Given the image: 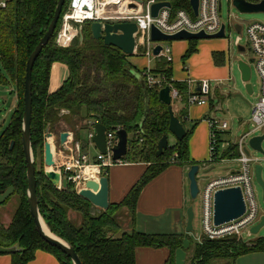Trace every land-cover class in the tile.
Wrapping results in <instances>:
<instances>
[{"label": "trees", "instance_id": "obj_1", "mask_svg": "<svg viewBox=\"0 0 264 264\" xmlns=\"http://www.w3.org/2000/svg\"><path fill=\"white\" fill-rule=\"evenodd\" d=\"M56 1L9 0L6 8L0 9V63L5 75L14 83L19 99L8 126L0 132V194L9 187L14 190L3 205L15 197L19 200L10 225L7 228L0 226V247H18L9 255L11 264H28L37 250L51 253L60 264H71L64 254L44 243L35 231L26 203V169L21 149L25 64L47 29ZM68 4L69 0H66L55 32L36 59L31 73V149L40 215L52 234L73 247L81 264H135V250L140 247L170 249L172 264L182 235H148L133 227L120 233L117 213L125 208L129 219L134 218L141 190L172 164V157L166 160L169 152L176 156L173 164H188L187 142L192 129L186 131L181 141L168 145L163 154L156 157V145L163 135H167L169 119L167 108L158 101L157 89L146 85L143 72L128 62V56L94 40L88 23L83 25L82 42L77 38L68 48L58 47L55 40ZM171 9L173 12L178 9L190 11L189 1L171 0ZM188 42V49L181 59L183 65L196 52V40ZM54 63L66 66L68 76L57 91L50 94L48 83ZM151 72L164 78L182 96L186 95L185 84L172 81L171 62L155 58ZM83 107L90 119L102 122L108 130L123 129L131 136L123 161L149 164L120 203L109 204L106 211L95 214H91V205L77 195L73 185L68 183L66 188L57 189L44 175L46 129L58 135L68 128L78 140L79 131L85 128L81 118ZM185 113H179L181 123H184L181 118ZM11 142H14L12 150L9 149ZM69 212L78 215V224L71 221ZM115 234L118 236L113 237ZM192 251L189 264H209L216 259L224 260V264H234L239 256L264 252V238L249 245L234 237L206 239L195 244Z\"/></svg>", "mask_w": 264, "mask_h": 264}, {"label": "built area", "instance_id": "obj_2", "mask_svg": "<svg viewBox=\"0 0 264 264\" xmlns=\"http://www.w3.org/2000/svg\"><path fill=\"white\" fill-rule=\"evenodd\" d=\"M8 1L0 0V9L6 8ZM140 1V3H135L126 0H69L67 10L61 18L60 30L55 44L60 48L70 47L73 41L79 38V26H83L85 23L96 21L107 23L132 22L138 28L134 54L141 49L146 56L155 59L152 56V49L156 45H160L161 51L158 57L170 62V48L167 45L150 41L149 33L152 27L166 35H173L181 31L194 34L203 32L206 35H213L219 32L223 24L220 15L221 0H197V15H194L191 9L190 11L178 9L173 12L171 8H162L158 11L156 17H151L150 8L158 1ZM244 1L258 4L264 0ZM130 3L134 4L135 8H130ZM225 31L226 26L224 29V34L226 35ZM241 31L242 28H240L239 33ZM245 33L246 49L240 46V38L236 39L234 45L236 48L242 49V53L246 50L250 53L252 63L248 64L253 67L258 78L259 91L256 101L251 106L249 119L251 129L247 127V131L235 139L234 143L229 146L232 148L227 155L229 158L223 159L218 154V136L228 130V125L224 121L208 119V163L213 164L217 161L231 160L237 164V167L225 176L209 180L203 188H198V195L201 201V236L195 239L198 244L206 239L215 241L234 237L241 240L242 232L249 227H253L259 220L256 191L253 185L254 164L257 163V159L250 156L247 140L254 136L256 132H260V134L264 132V24L251 23L246 28ZM142 74L149 88L159 91L164 87H169L172 108L183 100L187 107L209 103L211 86L207 81L200 82V90L196 93H192L190 84L186 95L182 96L180 91L167 83L164 78L155 76L151 70L147 69ZM87 125L86 136L88 141H90L93 136L90 129L92 123L87 122ZM114 131L107 130L105 134L106 155L97 152L98 154L92 160L89 159L86 145L82 148L81 142L67 140L59 148L50 170L59 173L61 178L66 179L68 183L73 185L76 192L79 186L85 185L86 181H97L99 177L104 176L106 169L125 163L122 160L118 162L112 160L110 149L113 144ZM175 157L171 160L172 164L175 163ZM229 188H239L241 190L245 210L240 218L216 227L213 225L214 194L219 190ZM247 235L250 236V233H247Z\"/></svg>", "mask_w": 264, "mask_h": 264}, {"label": "water", "instance_id": "obj_3", "mask_svg": "<svg viewBox=\"0 0 264 264\" xmlns=\"http://www.w3.org/2000/svg\"><path fill=\"white\" fill-rule=\"evenodd\" d=\"M130 2L140 3V0H126ZM191 11L194 15H197L198 1L188 0ZM66 0H57L53 16L47 26V29L43 36L40 38L38 44L35 46L34 50L31 52L27 58L25 64V75L23 79V93H22V120H21V149L23 153L25 169H26V203L28 207L29 215L32 219L34 228L40 239L56 249L60 253L64 254L70 261L71 264H81L80 260L68 243L61 240L54 234H52L47 228L40 215L37 194H36V179H35V160L31 149V112H32V93H31V73L34 63L38 56L40 55L43 48L52 38L57 23L62 14L63 7ZM232 5L242 13H252V12H264V1L258 4H252L245 2L244 0H233ZM130 8H135V5L130 3ZM162 8H171V3L169 1H158L154 3L150 8L151 17H156L158 11ZM89 30L91 36L94 40L102 41L104 46L113 47L119 50L122 54L131 57L134 55L135 49V39L138 35V28L136 24L132 22H120V23H107L102 21L89 22ZM234 30L240 32V26L234 25ZM83 26H79V42H82ZM225 25L222 24L218 33L213 35H206L203 32L200 33H188L181 31L173 35H166L159 32L154 27L151 28L149 33V38L152 43H162V42H173V41H190V40H204V39H223ZM239 52L242 49L237 48ZM161 51V46L156 45L152 49V56L158 58L159 52ZM248 63H252V60L248 62L239 61L237 63V68L240 72L241 81L244 85L245 91L252 95V86L249 83L250 80V66ZM200 90V82L196 81L192 85V93H196ZM158 101L167 108L168 112V126L167 135H163L157 145H156V157H160L163 152L168 148V138L172 136L177 142L181 141L186 134L184 125L179 121V119L174 115L171 107V101L169 96V87H164L158 91ZM220 98V97H219ZM216 111L221 110V103H218L215 107ZM81 118L84 120L82 125L85 127L84 130L88 129L87 122L92 123L90 129L92 130L93 136L90 139V145H93L97 152L102 155H106V139L105 134L107 132V127L100 121L92 120L88 117V112L85 107L81 109ZM79 131V132H80ZM247 131V126L244 128L243 133ZM45 142L43 145V166L45 168L44 175L47 181L55 188H66L68 182L66 179L61 178L60 174L49 170L54 164V159L58 154L60 147L64 145L67 140L79 141L75 139L74 133L71 131H62L58 135H54L48 132L46 129ZM55 138V139H54ZM128 134L123 129H116L113 132V144L110 149L112 154V160L118 162L123 160L128 152ZM80 142V141H79ZM264 142V132L259 135H254L247 140V145L249 152H254L264 157V150L262 144ZM14 142L10 143L9 149L12 150ZM81 147H85V144H81ZM86 153V151H85ZM211 169L200 170L198 165L190 166L187 172V180L189 183V196L193 201L198 196V185L196 176L199 173L207 174ZM254 179L261 189V198L264 203V182L262 180V166L257 164L254 166ZM14 190L12 187L7 188L3 193L0 194V206L3 205L13 194ZM77 195L82 199L89 202L91 205V214L98 213L100 211H106L109 207L108 201V180L105 176H101L97 181L88 180L85 185L79 186L77 189ZM245 210V204L243 201L242 193L239 188H229L224 190H219L214 194L213 201V225L218 227L227 224L240 218ZM193 219L194 212L192 207L186 209V225L184 228V235L182 238L181 246L176 248L174 251V264H185L186 251L190 246V240L188 236L193 232ZM264 226V215L261 216L254 225L250 233L256 234ZM44 227L52 234L51 236L46 233ZM18 250L17 245L10 248L0 247V255H10L11 253Z\"/></svg>", "mask_w": 264, "mask_h": 264}, {"label": "crops", "instance_id": "obj_4", "mask_svg": "<svg viewBox=\"0 0 264 264\" xmlns=\"http://www.w3.org/2000/svg\"><path fill=\"white\" fill-rule=\"evenodd\" d=\"M157 1H169L171 0H157ZM177 42L174 45L166 44L170 48V62L172 68V81L176 83L185 84L186 89L189 88L196 81H207L210 83V79L215 78L216 81H226L230 80L229 74L231 71V62L229 58V49L226 45H222L220 41L218 43L210 44L208 49L204 51L203 57L201 56L200 68L203 69L202 72H198L196 66L191 63L194 59L199 56L197 50L196 41V52L193 53L185 62L187 63V68L185 67V62L181 75L179 73L175 74V69L172 65L173 60H178L182 62V57L188 49V41H173ZM175 49V51L173 50ZM172 55V56H171ZM140 60V61H138ZM153 60V62H151ZM128 62L135 67L138 71H145L147 69L151 70L154 68V59L152 57L146 56L143 52H138L128 57ZM140 62V63H139ZM217 62V63H216ZM183 64V63H181ZM182 66V65H181ZM196 71V72H195ZM68 76V70L66 66L60 63H54L50 69L48 92L51 94L61 86ZM9 79V78H8ZM12 82V81H11ZM13 85V111L17 109L18 106V95ZM253 93V92H252ZM217 97H221L216 91L213 93ZM212 94L209 97V103L206 105H194L187 107L184 100L177 103L175 107L172 108L174 115L178 118L179 113L186 112L185 117L181 118L184 120L185 130L192 129V133L189 136L187 142V157L188 164H171L155 178H153L149 183H147L141 190L138 199L135 204L134 218L128 216V212L125 208L121 209L119 213L125 218V222H119L121 227L120 233L129 231L132 227L141 233L148 235H184V228L186 225V209L188 208V200L190 199L188 193V180L187 172L190 166L198 165L200 170L210 169L207 164L209 158V127L208 119H216V116L212 112H217L215 107L212 105ZM246 112L243 110L245 115H251V106ZM219 111V110H218ZM13 114V113H12ZM11 114V116H12ZM241 121V119H240ZM225 122V121H224ZM241 124V122H240ZM64 126V124H61ZM243 125V123H242ZM67 131H70L67 128ZM86 134V131H84ZM230 134V130L219 135L218 144V154L221 158H229L227 155L231 151V144L234 141L230 139L222 138V135ZM226 135V136H227ZM230 136V135H229ZM172 137V136H171ZM130 138V137H129ZM55 139V138H54ZM129 140V139H128ZM169 140V138H168ZM177 142L173 139L172 142H168V145H172ZM88 152V151H87ZM98 153H96L97 155ZM95 155V156H96ZM89 156V153H88ZM95 156L93 158H95ZM92 158V159H93ZM90 159V158H89ZM123 161V160H122ZM125 162V161H124ZM220 163H232L235 165L233 169L237 167V164L231 160L217 161ZM203 164V165H202ZM264 164V159H257L255 165ZM147 163L144 162H125L121 165H114L104 173V176L108 180V201L109 204H118L126 196L130 188L136 184L140 177L144 174L148 168ZM262 166V165H261ZM45 169V168H44ZM233 169H229L225 174H228ZM50 170V168H49ZM224 174V175H225ZM198 176V175H197ZM196 176V180H197ZM208 181V180H207ZM198 185V183H197ZM58 189V188H57ZM76 192V191H75ZM3 206V205H1ZM75 213L69 212L68 217ZM76 215V214H75ZM264 213L261 215L263 216ZM260 216V217H261ZM119 218V217H118ZM256 225V224H255ZM194 235H189L190 249L186 251V259L191 257L192 249L195 244H198L193 238ZM258 239H252L250 242L245 243L247 245L256 242ZM242 241V240H240ZM243 242V241H242ZM244 243V242H243ZM171 251L166 247L159 248H149L140 247L135 250V264H171ZM187 259V260H189ZM174 264V257H173ZM224 260L216 259L209 262V264H224ZM0 264H11V257L9 255H0ZM28 264H60L59 261L51 253L37 250L34 254V258ZM234 264H264V252H252L239 256Z\"/></svg>", "mask_w": 264, "mask_h": 264}, {"label": "rangeland", "instance_id": "obj_5", "mask_svg": "<svg viewBox=\"0 0 264 264\" xmlns=\"http://www.w3.org/2000/svg\"><path fill=\"white\" fill-rule=\"evenodd\" d=\"M232 0H221V9H220V15H221V21L226 26V37L223 39H204V40H198L197 41V50L200 53L197 58L194 59V62L191 63L193 66H196V69L198 72H202L203 69L200 68V62H201V56L203 57V53L206 49H208V46L210 44L214 45L213 43H220L229 49V58L231 62V71L229 74L230 80L226 81H220L215 78L210 79V86H211V96H212V105L214 107L217 106L218 103H221V110L217 112H212L216 116L217 120L225 121L228 125V131L230 130V136L227 134L222 135V138L230 139L231 141H235L236 138H238L244 131V128L247 126L250 128V115H245L243 110L246 112L248 110L249 105L256 101L259 86H258V78L255 74V71L253 67L250 66V80L249 83L252 86L253 93L252 95H249L245 89L244 85L241 81L240 72L237 68V63L239 61L248 62L251 58L250 53L246 50L245 52H239L234 45L237 38H240V46L245 47L246 42V33L245 30L251 23H262L264 24V12H252V13H242L238 11L233 5ZM239 25L242 28L241 33H238L234 30L233 26ZM168 42H162L161 44L166 45ZM174 43L177 42H169V45H174ZM175 51V49L173 48ZM139 52H143L141 49ZM172 56V55H171ZM140 61V60H138ZM153 62V60L151 61ZM140 63V62H139ZM180 59L173 60V67L175 69V74L179 73L181 75L183 64ZM182 65V66H181ZM185 67L187 68V63L185 62ZM196 72V71H195ZM217 89V92L220 94V98L215 96L213 94ZM13 85L12 82L8 79V77L5 75L1 63H0V132L4 130L10 120H11V114L13 113ZM241 119V121H240ZM241 122V124H240ZM243 123V125H242ZM190 130V129H189ZM260 132H256L254 135H259ZM227 135V136H226ZM131 136L128 135V139L130 140ZM78 139L81 142V144H85L87 146V151L89 153V158L92 160V158L96 155L97 150L93 145H90L87 136L84 131H80L78 133ZM173 137L169 136V141H173ZM129 145V141H128ZM263 150H264V142L262 144ZM134 151V150H132ZM250 156L255 159H264L259 154H255L254 152H249ZM175 156L174 152H169V154L166 157V160L169 159V157L173 158ZM209 157V156H208ZM171 158V159H172ZM208 161V159H207ZM262 165V180L264 182V164ZM211 170L207 174L199 173L197 176V183L198 188H203V186L208 182L209 180L219 178L222 176H225L227 174L226 171L229 169H233L235 167L232 163H220V162H214L210 166H208ZM45 170V169H44ZM225 174V175H224ZM208 180V181H207ZM253 185L256 191V197H257V203H258V216H260L264 213V203L262 202L261 198V189L256 183L255 179L253 181ZM189 190V189H188ZM189 193V191H188ZM19 206V200L18 197L12 198L10 201H8L5 205L0 206V226L7 228L11 220L14 216V213L16 209ZM188 207H192L194 212V219H193V232L190 235H194L193 238L201 236V224H200V213H201V201L200 196L198 195L195 200H188ZM119 218L117 219L119 222H125V218L118 212ZM72 215V214H71ZM71 221L73 223H79V217L78 215L73 214L71 216ZM252 227L247 228L245 231L242 232L241 240L244 243L250 242L252 239L256 238H264V226L256 233L251 234L250 230ZM247 233H250V236L247 235ZM118 236L117 234L113 235V237ZM239 240V239H237ZM189 259V257L187 258ZM185 261V264H189V260Z\"/></svg>", "mask_w": 264, "mask_h": 264}, {"label": "bare ground", "instance_id": "obj_6", "mask_svg": "<svg viewBox=\"0 0 264 264\" xmlns=\"http://www.w3.org/2000/svg\"><path fill=\"white\" fill-rule=\"evenodd\" d=\"M44 229H45L46 233H48L49 235L54 237V235H52L45 227H44Z\"/></svg>", "mask_w": 264, "mask_h": 264}]
</instances>
